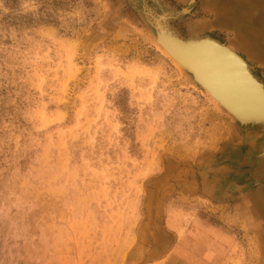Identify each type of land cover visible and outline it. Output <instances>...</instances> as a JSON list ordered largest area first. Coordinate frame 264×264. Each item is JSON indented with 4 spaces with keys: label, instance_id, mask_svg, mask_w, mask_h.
<instances>
[{
    "label": "rangeland",
    "instance_id": "rangeland-1",
    "mask_svg": "<svg viewBox=\"0 0 264 264\" xmlns=\"http://www.w3.org/2000/svg\"><path fill=\"white\" fill-rule=\"evenodd\" d=\"M159 7L264 83L218 0H0V264H264L262 132L158 48Z\"/></svg>",
    "mask_w": 264,
    "mask_h": 264
},
{
    "label": "bare ground",
    "instance_id": "bare-ground-1",
    "mask_svg": "<svg viewBox=\"0 0 264 264\" xmlns=\"http://www.w3.org/2000/svg\"><path fill=\"white\" fill-rule=\"evenodd\" d=\"M218 2L221 11L226 13L232 22L243 27L258 22V29L264 31V0H218ZM238 6L240 13H233ZM159 8L161 14L151 15L157 31L158 42L156 44L158 48L169 56L178 68L187 70L190 74V70L196 71L197 76H200V81L206 86V89L203 88L204 91L213 100L216 108L220 107L231 118H236L238 123H241L239 120L245 119L248 120V124L250 121H254L253 124L257 123L254 127L261 131L262 135L258 136L255 141L259 140L260 142L258 148L260 156L263 158L264 83L253 75L251 69L246 65L245 59L234 48L224 44L219 45L216 41L208 40L210 38L205 39V37L193 34H189L186 38L181 37L168 26L169 24L167 25L166 8ZM142 10L146 12L144 6H142ZM244 36L239 43L250 53L263 58L264 35ZM198 38L204 39L201 42V40H197ZM192 78L194 79L193 76ZM242 123L244 124L243 121ZM263 192L264 188L261 187L251 193L250 197L254 199L256 205L261 202Z\"/></svg>",
    "mask_w": 264,
    "mask_h": 264
},
{
    "label": "water",
    "instance_id": "water-1",
    "mask_svg": "<svg viewBox=\"0 0 264 264\" xmlns=\"http://www.w3.org/2000/svg\"><path fill=\"white\" fill-rule=\"evenodd\" d=\"M206 38H210V37H205V39ZM203 39L204 38H198L197 40H201V42L203 41ZM208 40H212V41H216L219 45L221 44L222 45V43H220L219 41H217V40H215V39H213V38H210V39H208ZM188 41V40H187ZM205 41V40H204ZM186 42V41H185ZM246 62V61H245ZM246 65L248 66V64L246 63ZM249 67V66H248ZM250 68V67H249ZM252 71V70H251ZM190 72H191V74H192V76L194 77V79H195V81L197 82V83H199V85L201 86V87H203L204 89H206L205 87V85H204V83L202 82V81H200V76L198 77L197 76V74H196V71L195 70H190ZM253 73V72H252ZM253 75H254V73H253ZM261 81V80H260ZM236 119V118H235ZM238 119V118H237ZM239 120V119H238ZM240 122H241V124H243L242 123V121L244 122V124H247L248 123V120L247 119H245V120H239ZM251 122V121H250ZM249 122V123H250ZM253 123H254V121H252ZM251 122V123H252ZM257 124V123H256Z\"/></svg>",
    "mask_w": 264,
    "mask_h": 264
}]
</instances>
